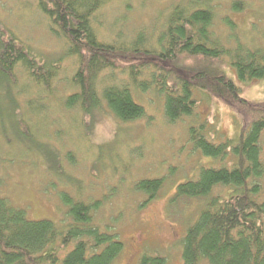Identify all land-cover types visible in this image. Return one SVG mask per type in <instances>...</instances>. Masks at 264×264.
<instances>
[{
	"label": "trees",
	"instance_id": "16d2710c",
	"mask_svg": "<svg viewBox=\"0 0 264 264\" xmlns=\"http://www.w3.org/2000/svg\"><path fill=\"white\" fill-rule=\"evenodd\" d=\"M35 1L48 17L51 31L63 37L68 47L54 60L43 59L0 25V85L8 93V82L21 84L24 80L35 88L33 96L25 94V98V88L20 86L18 94L4 102L7 109H14L23 128L15 137L25 143L23 134L30 128L29 122L36 124L34 132L38 124L43 126L39 121L46 105H36L56 96L55 82L63 72L64 55L78 65L70 79L71 91L57 101L64 112L75 107L82 114H92L103 108L121 122L133 121L146 115L141 97L133 92L136 88L142 95L158 92L166 117L175 122L194 114L198 91L208 93L244 122L236 136L219 141L204 123L190 125L192 147L212 161L200 163L195 177L180 182L173 200L209 196L218 186L233 190L227 195L211 194L200 209L181 240L182 264H264V102L243 97L240 86L225 69L231 67L241 80L264 78V46L250 47L240 41L231 15L221 21L230 31L224 38L215 29L218 0H176L166 11L163 30L153 46H147L140 33L122 43L99 40L92 15L104 0ZM245 7L242 0H232L229 8L241 12ZM119 74L124 76L120 83ZM24 102L33 117L20 116ZM45 113L47 122L50 112ZM55 174L68 179L60 168ZM163 183L164 177L141 179L134 189L147 195L146 202L158 194ZM78 196L59 192V202L68 208L63 220L31 219L25 208L0 196V264H113L124 242L117 232L96 225L94 211L103 199L89 203ZM138 264H166V259L142 254Z\"/></svg>",
	"mask_w": 264,
	"mask_h": 264
},
{
	"label": "rangeland",
	"instance_id": "374dc122",
	"mask_svg": "<svg viewBox=\"0 0 264 264\" xmlns=\"http://www.w3.org/2000/svg\"><path fill=\"white\" fill-rule=\"evenodd\" d=\"M231 1H217L215 29L224 38L229 36L230 31L221 21L231 15L240 41L250 47L264 46V0H242L246 7L241 12H231ZM173 3L176 0H104L92 15V24L101 41L122 43L140 33L145 44L153 46ZM49 24L35 0H0V25L39 57L54 60L65 52L68 43L54 34ZM64 56L63 72L54 83L58 92L37 103V107L46 105L39 121L43 126L38 124L34 132L36 124L29 122L30 128L23 134L27 145L15 137L23 128L14 109H7L4 102L18 94L20 86L25 88V98L32 97L34 85L24 80L21 84L8 82L9 93L0 85V196L25 208L31 219L56 220L67 219L68 208L59 202V192L74 193L89 203L103 199L94 211L96 225L117 232L124 242L113 264H138L142 254H158L165 257L166 264H182L181 240L200 209L211 196L227 195L233 190L218 186L211 196L173 200L177 185L195 177L200 163L212 161L192 147L190 125L204 123L219 141L236 136L244 120L219 99L198 91L194 114L172 122L164 113L163 97L158 92L142 95L136 88L133 92L146 106V115L136 120L121 122L103 108L93 111L94 115L82 114L75 107L64 112L57 101L71 91L70 79L78 66L74 58ZM225 69L240 86L243 97L264 102V78L241 80L231 67ZM107 73L109 70L103 72ZM120 79L124 80L123 74L118 75L117 82ZM20 108L24 111L19 113L21 117H33L26 102ZM45 112H50L47 122ZM261 146L264 158V133ZM57 154L60 158L55 161ZM59 168L68 179L55 174ZM159 177H164L162 187L145 202L147 195L134 185L141 179ZM261 184L264 197L263 179Z\"/></svg>",
	"mask_w": 264,
	"mask_h": 264
}]
</instances>
